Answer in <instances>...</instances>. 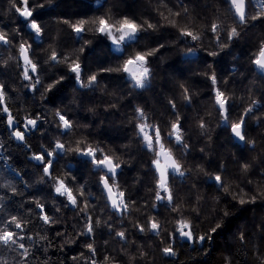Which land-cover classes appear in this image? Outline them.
I'll list each match as a JSON object with an SVG mask.
<instances>
[{
  "label": "snow or ice",
  "instance_id": "obj_1",
  "mask_svg": "<svg viewBox=\"0 0 264 264\" xmlns=\"http://www.w3.org/2000/svg\"><path fill=\"white\" fill-rule=\"evenodd\" d=\"M53 3L54 0H46V3H40V0H9L14 13H18L23 19V27L30 30L27 35L34 37L33 44L46 34L42 27L44 22L40 17L45 7L52 6ZM151 3L152 0H149V4ZM193 3L194 0H155V15L150 20L136 13L124 14L120 3L114 0H88V4L94 6L99 15L76 21L62 19L56 22L70 29L69 34L76 43L82 42L78 50L73 49L74 56H65L63 50L59 53L52 51L46 60L37 59L33 62L32 57L38 55L36 48L32 44L19 43L23 40L19 35L23 27L9 28L7 24L3 25V28L8 31L0 29V44L18 48V57L13 59L19 61L22 58L23 66L17 62L15 67H22L21 75L28 81L22 87L30 89L33 96L43 89L41 95L44 102L47 101L44 94L57 89L66 78L61 75L59 79L45 86L42 78L48 71L45 65L58 67L63 64L67 74L73 75L77 85L72 90L73 99L70 102L77 109L82 106L83 96L88 92H96L102 80L108 78L107 74L110 73L115 74L116 80L129 85L130 94L149 91L155 79V59L160 57L162 50L169 47L159 41V37L163 35L162 30L167 29L175 31L176 40L172 43L177 47L179 43L196 42L193 46L180 50V55L197 57L199 52H204L213 58V63L215 58L220 57L226 50L227 54H231V50L244 40L248 51L241 54L247 56V72H255L259 79L264 81V0H203L202 7L205 9L213 7V4L222 5L226 18L232 21L231 26H226L219 15H216L215 19L205 17L206 22L197 25L194 20H198L200 14L192 17L195 12V8L191 7ZM109 4L111 7H107ZM213 11L218 13L219 8H214ZM257 28L261 29L259 34H255L254 30ZM87 35H91L92 39H85ZM206 35L211 38L212 47L218 51H207L199 44ZM97 38L110 42L108 55L115 57V67L99 66L98 71L92 70L86 49H91ZM153 38H156L154 42L157 47H151ZM55 39H59V34ZM239 58L240 54L233 56L234 71H239L235 67ZM194 62L196 61H188ZM200 62L206 66L203 75L206 81H210L208 87L212 93L211 103L217 114L218 126L230 130V139L241 142L248 153L256 151L257 140L251 138L248 129L255 111L264 108V85L257 88L261 97L251 99L247 106H242V111L233 119L236 97L226 94L229 81L217 74L213 63L206 60ZM47 79L51 80L52 76H47ZM179 87V97L168 99L163 112L149 111L146 106L139 104L133 105L131 119L126 120L132 130V135L127 138L129 142L109 147L100 141L90 143V129L93 125H81L78 120L71 119L68 106L57 107L52 113L51 121L45 115L35 111L29 112L23 106L17 107L16 113L13 114L10 103L14 102V89L6 80H0V124L7 126L10 137L22 142V146L31 151L32 145L27 142L30 133L36 131L40 132L42 137L47 136L45 124H54L57 133L49 138L47 144L40 143L37 150L32 152L30 159L37 162L35 167L39 170V178L30 185L25 181L28 187L47 185V195L40 199L33 198L27 205L22 203L19 207L25 209V215L7 213L0 218V264H9L2 255L4 251L12 253V264H65L63 259L53 261L47 254L50 248L63 250L69 245H82L84 249L78 255L70 257L71 264H156V257L153 255L156 252L161 259L176 264V259L183 254L182 250L186 246L191 247L194 252L208 255L210 250L206 245L214 242L217 235L231 228L230 218L234 215L232 208L239 205L246 211L249 205L264 204V147L258 157L245 155L231 161L238 166L239 179L245 183L248 191L241 188L240 183L232 178L229 164L222 160L216 161L214 172L207 171L203 165L187 167V158L194 146L189 143L191 137L187 135L188 116L182 114V109L190 107L197 94L184 84ZM104 91H108V85L104 86ZM118 92L120 88L116 86L112 95L119 100ZM76 93H81V96L77 98ZM19 103L24 105L25 101ZM110 107L116 109L117 105L111 104ZM88 111L92 116H97L96 109L89 108ZM104 111L107 115L112 114L108 109ZM20 112L26 113L22 119ZM256 120L258 125H264V119L257 117ZM197 127L201 136L209 135V126L205 119L200 118ZM81 129L87 131L85 135L72 141L75 147L60 139L71 137ZM133 144L136 145L137 155L145 158L146 170L141 169L144 174L133 177L134 185L128 186L126 181H121L123 170L129 161L122 160L120 154H130ZM4 147L5 145L0 143V149ZM199 151L203 154L205 149L201 148ZM10 157L9 153L4 158ZM65 157L68 159L61 165L60 161ZM80 157L84 159H78ZM73 162L77 165L76 168L71 167ZM81 165L87 167V174H73L79 173ZM61 168L65 169L66 173L61 172ZM194 174L203 179H197L195 183L190 184ZM250 175H258L260 179H248ZM209 182L218 195L208 196L201 193L197 187V184ZM92 186L99 187V196L90 190ZM134 186H148L146 195L140 198L144 201L142 207L147 210L144 222L131 224L137 234H142L140 238L144 239L145 243L136 248L135 255H129V229L118 231L117 228L124 227L127 216L140 211L137 207L139 200L132 199L131 187ZM181 186L187 188L184 195L181 194ZM0 187H10L13 195L23 196L14 186ZM222 197L223 200L230 197V200L223 203ZM5 199L0 196V213H5L8 207L3 203ZM93 200H96V203H93ZM209 209L210 214L203 216ZM68 211L74 214L71 220L75 223L68 224L71 231L56 230L54 237L49 235L53 231L52 225L62 226L68 220L64 215ZM259 229V244L253 242L256 234L248 231L246 226L239 227L234 233L237 251L247 249L251 245L255 252L252 264H264V217H261ZM103 235H107L109 239L102 240V247ZM57 238L62 241L59 245L54 242ZM114 238H119L124 246L119 249L111 248L109 251L110 244L116 242ZM148 239L155 241V244H148ZM38 252L44 257L42 260L37 256ZM223 264L238 262L229 252V255L223 256Z\"/></svg>",
  "mask_w": 264,
  "mask_h": 264
},
{
  "label": "trees",
  "instance_id": "obj_2",
  "mask_svg": "<svg viewBox=\"0 0 264 264\" xmlns=\"http://www.w3.org/2000/svg\"><path fill=\"white\" fill-rule=\"evenodd\" d=\"M114 2L120 3L121 11L124 14L136 13L145 19H152L155 15V0L149 4V0H114ZM40 3H46V0H40ZM203 0H194L191 7L195 8V12L192 13V17H195L197 13L200 14L198 20H194V23L201 25L206 22L205 17L208 19H215L216 15H219L226 26H231V19L226 18L224 8L222 5L213 4V7L203 8ZM111 7V4L107 5ZM219 8L218 13H214L213 9ZM178 10V9H176ZM99 15L94 10V6L88 4V0H54L52 6H46L43 10V14L40 19L44 22L42 27L45 29V35L40 39L35 40L33 44V38L29 37L27 33L30 31L28 28L23 27V19L18 13H14L9 4V0H0V29L8 31V29L3 28V25L7 24L9 28H22L23 31L19 33L23 37L19 43L32 44L36 48L37 56H33V62L37 59L41 61L46 60L48 56L51 55L52 51H57L58 53L63 50L65 56L72 55L75 53L73 49L78 50L81 47V43H76L70 35V29L67 26H62L57 24L58 20L71 19L73 21L79 19H86L87 17ZM152 22H156L152 20ZM183 23V21L181 22ZM163 35L159 37L160 43H166L169 45L166 49L162 50L160 57L155 59V79L153 81V87L142 94H130L129 85L125 84L123 81H118L115 79V74H107L108 78L102 80L100 87L96 92H88L87 95L83 96L82 106L77 109L75 105L70 102L73 99V89L77 87L74 82L73 75L67 74V69L63 64L58 67H49L45 65L48 69L47 73L42 77L44 78L45 86L48 83H52L54 80L59 79V76L65 75V80L61 82L58 89L69 94V102L65 103L64 106H68L73 120H78L81 125L90 124L93 125L90 129L92 137L89 138L90 143L95 141H100L103 144L114 147L122 143H128L127 139L132 135V130L130 125L127 124L126 120L131 119V109L133 105L139 104L141 106H146L147 110H156L157 112H163L164 106L168 99H176L179 97L181 89L180 84H184L190 87V91L195 92L197 95L194 98L190 107L182 109V114L188 116L187 122V135L191 137L189 143L192 144L193 151L191 155L187 158V167L192 168L194 165H203L204 168L209 172L215 171V163L217 160H222L229 164L230 174L237 183H240V187L248 191V187L245 183L239 179L238 166L231 161L237 160L242 156L258 157L260 150L264 147V125H258L257 117L264 119V108L255 111L252 121H250L251 126L248 131L251 138L257 140V149L254 152L248 153L247 149L241 142H237L235 139H230V130L223 129L218 126L219 121L217 120V114L211 103L212 93L208 87L210 81H206L203 73L206 70V66L201 63V60H206L209 63H213V58L208 57L204 52H199L197 57L182 56L180 55V50L193 46L196 42H190L188 44L179 43L178 47L172 42L176 40L175 31L172 29L162 30ZM255 34H259L260 28H257ZM59 34V39H55ZM250 35H252L250 33ZM255 38V35L252 36ZM85 39H92L91 35L85 36ZM156 38H153L151 47H157L158 45L154 42ZM110 42L104 40V38H97L93 42L91 49H86L87 60L89 61L92 70L98 71L99 66H116V59L108 55V45ZM200 45L204 46L207 51L217 50L212 47L211 38L207 35L199 42ZM39 45V47H36ZM248 51L247 44L244 40H241L237 47L231 50V54L225 53L221 54L220 57L215 58L213 63V68L217 74L225 81H229L227 85L226 94L234 95L236 97V110L232 113L233 119L237 117V114L242 111V106H247L251 99H259L261 97V92L257 91L259 86L264 85V81H261L258 75L253 72L249 74L247 68V56L241 53H246ZM240 54L239 60L236 62L235 67L239 71L233 70V56ZM13 57H18V48H9L6 45L0 44V80H6L8 84L12 86L14 91L12 96L14 102L10 103V108L13 114L16 113L17 107H26L29 112L35 111L38 114L45 115L50 121L52 120V113L57 107H64L58 103H47L44 102V98L41 92L33 93L30 89L22 87V85L27 84L28 81L23 79L22 67H15L16 63L19 62L23 66V61L19 59H13ZM62 59V58H61ZM83 59V58H82ZM190 60H195L194 63H188ZM7 61V65L5 62ZM244 65V67H240ZM63 69V70H61ZM55 73V75H52ZM91 74V73H89ZM35 75V74H33ZM104 75V74H102ZM47 76H52V79H47ZM108 85V91H104V86ZM119 86L120 92L117 93L120 96L118 100L116 96L112 95L115 87ZM54 89L53 91H55ZM223 90V89H222ZM51 91V92H53ZM46 95V93L44 94ZM77 98L81 96V93L75 94ZM135 96V98H133ZM18 98V100H17ZM19 101H25L24 105H20ZM79 102V101H78ZM182 103V101H179ZM111 104H116L117 108L112 109ZM96 109L97 116H92L88 109ZM105 109L111 112V115L105 113ZM26 115L25 112H20L21 119ZM200 118L206 120L209 126V135L211 139L209 140V135H200V130L197 127ZM93 121L95 123L93 124ZM44 129L48 130L47 136H41L40 132L33 131L27 136V142L32 145L31 151L21 146L22 153L21 157H18V141L15 138L9 136V129L4 124H0V143H3L5 147L0 149V185H11L18 189L19 192L23 193V196L13 195L11 188L0 187V196H4L6 199L3 203L8 205L5 213H0V218H3L7 213L16 215H25V209L19 207L22 203L27 205L33 198L40 199L47 195V185L28 187V185L33 184V182L39 178V170L36 169V161L31 160L32 152L37 150V146L40 143H48L49 138L57 135L55 132L54 124H45ZM87 130L81 129L75 135L71 137H60L62 142H68L70 146L75 147L72 143L74 139H79L81 135H85ZM136 145L133 144V151L130 154H120L122 160L129 161L128 165L124 168V176L121 183L127 182L128 186L134 185L133 177L137 175H143L144 172L141 169L146 170L145 158H141L137 155L135 151ZM204 148L205 152L200 153V149ZM243 149V151H242ZM11 154L10 159H5L4 157ZM18 158L20 160H18ZM65 157L60 161L63 165ZM83 160L84 158H78ZM243 162V161H242ZM71 167L76 168L75 162ZM87 167L81 165L79 168V173L74 172L73 174H78L84 176L87 174ZM61 172H65V169L61 168ZM197 179H203V177H196L195 174L189 183H195ZM248 179L256 181L260 179L258 175H250ZM211 182L197 184L201 193H206L208 196L218 195L214 188L211 186ZM147 187L139 188L138 186L131 187L132 199L139 200L137 207L140 208L139 212H133L131 215L127 216L125 219L124 227L117 228L118 231L129 229L128 232V245L127 250L129 255H135L136 248L139 245L145 243L144 239L140 238L134 229L131 228V224L139 221L144 222V215L146 214V209L142 207L144 201L140 199L144 197L147 192ZM39 189V190H38ZM92 192L97 193L99 196V187L92 186L90 189ZM187 192V188L181 186V194L184 195ZM87 198V196H86ZM223 200V197H222ZM228 200H223V203H228ZM96 203V200L92 201ZM223 206V204L221 205ZM163 211V210H162ZM233 217H231V228L224 231L223 234L217 235L214 242L206 245L210 250L208 255L202 253H197L191 250V247H185L182 255H179L176 259V264H223V256L229 255L231 252L238 264H252L255 252L252 250L251 245L247 249L237 251L236 241L234 239V233L241 226H246L247 230L255 233L253 242L256 244L260 243L259 239V225L261 217H264V204H258L255 206H247L245 211L239 205L232 208ZM155 215V213H152ZM209 211H205L203 216H208ZM68 220L62 225H52L53 229L49 235L54 237L56 230L59 231H71L68 227L69 223H75L71 220L74 215L71 211L66 214ZM104 216V214H101ZM110 215V212H109ZM167 213L165 212V216ZM203 216L201 220H203ZM35 220V217H33ZM163 219V217H161ZM198 223L200 221H197ZM39 222H37L38 226ZM253 225L256 227L254 228ZM109 239L107 235L101 237V246L103 247L102 240ZM116 242L110 244L109 251L111 248L119 249L123 247V242L119 241V238H114ZM55 244L59 245L62 241L60 239L54 240ZM44 242H41L43 244ZM148 244H155V241L148 239ZM198 247V246H197ZM84 250L82 245H69L63 250L57 248H50L48 251V256L51 257L53 261L57 259H63L65 264H71V256L78 255L80 251ZM2 255L12 264V253L4 251ZM156 257V264H171V261L161 259L159 253H153ZM37 256L42 260L44 257L38 252ZM135 264V262H134Z\"/></svg>",
  "mask_w": 264,
  "mask_h": 264
},
{
  "label": "flooded vegetation",
  "instance_id": "obj_3",
  "mask_svg": "<svg viewBox=\"0 0 264 264\" xmlns=\"http://www.w3.org/2000/svg\"><path fill=\"white\" fill-rule=\"evenodd\" d=\"M45 96H47V103H50L53 101V103H55V104L58 103V104H61L64 106L65 103L69 102V98H68L69 94L58 89V88L53 92L46 93ZM28 144H30V143H28ZM21 146H22V142L18 141V157H21V153H22ZM18 160H20V159L18 158Z\"/></svg>",
  "mask_w": 264,
  "mask_h": 264
},
{
  "label": "water",
  "instance_id": "obj_4",
  "mask_svg": "<svg viewBox=\"0 0 264 264\" xmlns=\"http://www.w3.org/2000/svg\"><path fill=\"white\" fill-rule=\"evenodd\" d=\"M21 60H22V58H21ZM236 140V139H235ZM237 142H239L238 140H236Z\"/></svg>",
  "mask_w": 264,
  "mask_h": 264
}]
</instances>
